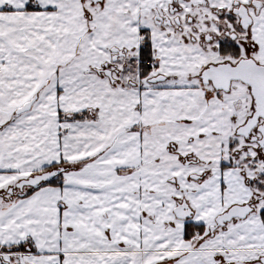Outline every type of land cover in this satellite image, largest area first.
<instances>
[{
	"label": "snow or ice",
	"instance_id": "1",
	"mask_svg": "<svg viewBox=\"0 0 264 264\" xmlns=\"http://www.w3.org/2000/svg\"><path fill=\"white\" fill-rule=\"evenodd\" d=\"M0 264H264V0H0Z\"/></svg>",
	"mask_w": 264,
	"mask_h": 264
}]
</instances>
